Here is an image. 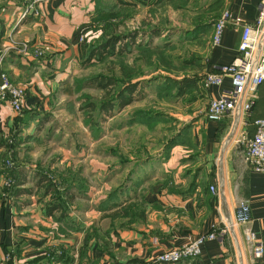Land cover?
<instances>
[{
	"label": "crops",
	"instance_id": "0c3cea01",
	"mask_svg": "<svg viewBox=\"0 0 264 264\" xmlns=\"http://www.w3.org/2000/svg\"><path fill=\"white\" fill-rule=\"evenodd\" d=\"M28 1L0 0V50L8 46L1 68L12 82L24 88L20 112L0 101V132L20 126L23 141L31 139L50 121L48 114L39 108H44L51 100H65L72 92L73 77L81 70L87 51L86 42L80 41L78 36L81 34L87 39V28L101 0H36L38 14L21 17ZM113 1L116 5L135 2L137 6L146 4L148 7L162 0ZM259 1L223 0L221 10H228L229 20L222 29L219 43L210 42L213 23L205 33L210 42L205 54L206 69L212 70L237 54L241 25L254 19ZM127 33L114 42L118 52L139 40L149 42L164 31L155 26ZM195 33L200 32L194 31L192 35ZM35 49L41 50V54L34 55ZM84 82L82 87L91 85L102 90L88 79ZM263 82L264 79L257 92ZM140 83L137 82L135 91ZM229 86V77L225 75L220 85L204 88L203 112L193 116L192 124L183 133L187 136L186 145L174 142L167 154H162L159 163L152 165L154 168L137 175L138 182L130 178L110 206L111 212L95 209L96 202L86 204L80 218L77 212L69 211L68 223L72 226L76 223L73 228L58 221V207L43 208L37 192L28 186L40 182L20 168L15 202L0 197V264H10L5 254L12 255L16 264H204L207 260L214 264H264V174L251 169L244 161L241 142L252 133L253 125L247 123L244 129L240 126L229 133V114L217 121L205 116L208 99ZM132 101L124 105L115 103L106 110L100 106L101 101L97 106L99 111L112 114ZM255 103L249 119L264 115V107H255ZM238 132L240 137L233 139ZM226 135L232 137L225 141ZM102 178L104 180V176ZM209 184H213V190L208 188ZM34 193L35 198H23L32 197ZM44 193H41L43 199ZM67 197L70 203L76 198L91 200L89 193L76 195L69 191ZM239 199L248 203L249 221L235 223L220 232L232 219ZM130 200L135 201L131 207L126 203ZM90 223L96 227L97 234L85 240L84 230ZM59 227L66 231L59 232ZM246 227L262 243V255L255 260L250 259L244 237ZM210 230L219 235L205 239L196 257L172 263L153 261L157 252ZM59 246L68 249L70 257L60 259Z\"/></svg>",
	"mask_w": 264,
	"mask_h": 264
},
{
	"label": "rangeland",
	"instance_id": "374dc122",
	"mask_svg": "<svg viewBox=\"0 0 264 264\" xmlns=\"http://www.w3.org/2000/svg\"><path fill=\"white\" fill-rule=\"evenodd\" d=\"M115 3L100 1L95 21L87 28V39L82 40L87 48L109 37V31L101 27L102 16L108 11L116 13L112 22L117 36L155 26L164 34L152 37L149 42L139 40L121 52L115 46L111 53L104 52L88 60L84 57L66 99L51 100L39 108L48 114L50 121L31 139H21L20 126L0 132V197L15 202L18 172L22 168L40 182L26 183L37 192L39 203L43 208L58 207V221L69 228L76 224L68 223L69 211L77 212L80 218L86 204L96 202L95 209L111 212L110 206L130 178L138 182L137 175L154 168L152 165L159 163L174 142L187 143L183 133L192 124L193 116L203 112L206 103L201 78L209 71L204 61L210 42L205 33L222 11L223 0H162L148 7L137 6L135 2ZM212 16L213 21L206 29L192 35L194 30L190 26ZM7 48L6 45L2 49ZM123 71L130 72L131 80L142 82L134 92L135 99L112 114L99 111L98 103L108 96L105 90L81 84L91 76L106 75L117 79V88L123 83L119 80L125 77ZM191 76L196 78L200 91L191 88L177 94L173 82ZM257 93L259 105L264 102V82ZM227 135L226 139L231 136ZM240 135L235 133L233 139ZM69 191L76 195L89 193L91 200L76 198L70 203ZM31 196L23 198H35L36 193ZM126 203L131 207L135 201ZM59 228V232H64L65 229ZM96 234L97 229L91 223L84 230L85 240ZM58 250L60 259L70 257L68 249L59 246Z\"/></svg>",
	"mask_w": 264,
	"mask_h": 264
},
{
	"label": "built area",
	"instance_id": "2783aa9c",
	"mask_svg": "<svg viewBox=\"0 0 264 264\" xmlns=\"http://www.w3.org/2000/svg\"><path fill=\"white\" fill-rule=\"evenodd\" d=\"M35 1L29 0L24 5L20 14L21 17L28 13L38 14ZM228 20L229 12L227 9H223L213 23L210 39L212 44L219 43L222 29ZM78 39L83 40V36L79 34ZM23 45L25 44L23 43ZM33 54L40 55L41 50L35 49ZM3 56L4 49H1L0 101L7 102L15 111H18L21 108L24 88L22 85L12 82L1 68ZM225 75L229 77L230 86L222 90L219 95L208 99L205 116L210 120L217 121L229 114L231 116L229 133L247 123L252 124V133L241 141L244 145L243 159L251 169L264 174V116L248 118L257 99V87L264 79V0L259 1L254 19L241 25L237 54L230 61L221 63L212 70L205 72L201 78V85L204 88L220 85ZM208 188L213 190V184H209ZM249 219L248 203L239 199L234 206L232 219H229L227 225L219 230L220 232L226 231L233 224H244ZM217 235L219 234L214 230L198 234L176 246L157 252L153 256V261L172 263L184 258L196 257L200 253L201 243L205 239L215 238ZM244 237L249 247L250 259H258L263 252L261 241L248 227L244 229ZM5 258L10 260V264H16L12 255L5 254ZM204 264L214 263L212 260H207Z\"/></svg>",
	"mask_w": 264,
	"mask_h": 264
},
{
	"label": "trees",
	"instance_id": "16d2710c",
	"mask_svg": "<svg viewBox=\"0 0 264 264\" xmlns=\"http://www.w3.org/2000/svg\"><path fill=\"white\" fill-rule=\"evenodd\" d=\"M155 1H160V0H155ZM95 12H97V10H95ZM114 16H116V13L114 11L113 12L108 11L102 16L103 25L101 27H103V30L106 29V31H109L108 34L110 33V35L108 38H103L101 42L88 47L85 55L86 59H89L92 55L101 56L104 54V52H110V53L113 52V50L111 49L114 47V42L116 38L120 37V35L117 36L114 34L116 29L115 24L112 22V18H114ZM94 17L95 15L92 18L93 21H95ZM211 20L213 21V16L203 22H199L198 24L193 25L190 28V30L199 31V32L203 31L211 24ZM122 73L125 75V77L119 78V80L123 83L121 86H118L117 88H116L117 79L114 78L113 76L94 75L88 78V80L91 81V83H94L96 87L105 90L106 94L108 95L105 99H103L100 102V106L104 107L105 110L111 109L115 103H117L118 105H124L135 98L134 91L136 89L137 81L130 79V72L123 71ZM173 86L176 87L177 94H181L187 89L189 90L193 87L198 90L196 84V78L194 76L184 77L182 79L175 80L173 82ZM258 98L259 97L257 96V101ZM257 101L255 103V107L260 105L264 107V102L262 104L257 105ZM254 117L257 116H251V119H253Z\"/></svg>",
	"mask_w": 264,
	"mask_h": 264
},
{
	"label": "bare ground",
	"instance_id": "6f19581e",
	"mask_svg": "<svg viewBox=\"0 0 264 264\" xmlns=\"http://www.w3.org/2000/svg\"><path fill=\"white\" fill-rule=\"evenodd\" d=\"M232 137V136H231ZM229 139V137L226 139V141Z\"/></svg>",
	"mask_w": 264,
	"mask_h": 264
}]
</instances>
